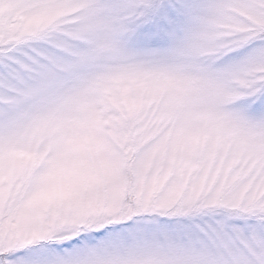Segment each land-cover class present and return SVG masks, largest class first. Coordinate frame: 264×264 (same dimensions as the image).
Listing matches in <instances>:
<instances>
[{"label": "snow or ice", "instance_id": "obj_1", "mask_svg": "<svg viewBox=\"0 0 264 264\" xmlns=\"http://www.w3.org/2000/svg\"><path fill=\"white\" fill-rule=\"evenodd\" d=\"M0 264H264V0H0Z\"/></svg>", "mask_w": 264, "mask_h": 264}]
</instances>
